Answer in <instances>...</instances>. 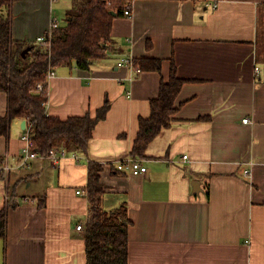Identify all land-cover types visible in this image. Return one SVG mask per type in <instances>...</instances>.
I'll use <instances>...</instances> for the list:
<instances>
[{"label": "crops", "instance_id": "crops-1", "mask_svg": "<svg viewBox=\"0 0 264 264\" xmlns=\"http://www.w3.org/2000/svg\"><path fill=\"white\" fill-rule=\"evenodd\" d=\"M54 1L15 0L12 16L46 3L50 10L35 37L29 21L16 30L13 16V40L44 36ZM262 25L264 0H134L131 18L114 19L104 59L89 70H52L47 115L94 116L105 103L109 110L87 154L78 153V162L65 158L57 169L42 159L20 166L30 125L10 122L7 137H0V156L11 165L0 179V210L9 199L16 206L7 213L0 264H85L84 231L76 226L88 214L90 162L102 166L103 209L127 206L129 264H264ZM122 58L160 59L161 68L137 74L118 66ZM171 59L186 81L176 99L181 108L148 146L141 160L146 173L119 172L115 162L131 157L138 120L149 116ZM6 111L0 92V119Z\"/></svg>", "mask_w": 264, "mask_h": 264}, {"label": "trees", "instance_id": "trees-1", "mask_svg": "<svg viewBox=\"0 0 264 264\" xmlns=\"http://www.w3.org/2000/svg\"><path fill=\"white\" fill-rule=\"evenodd\" d=\"M14 1L0 0V92L7 96V111L0 119V137H7L12 120L26 119L30 125L29 136L40 155H47L52 148L59 147L86 155L93 130L106 118L109 104L105 103L94 116L86 114L62 120L47 115V73L69 66L89 70L96 61L104 59L108 48L112 47L113 21L123 17L128 0H72L75 7L66 12L64 24L48 30L45 33L48 42L43 44H37L36 40H13L9 10ZM26 49L28 52L23 55ZM133 62L140 71H160L161 68L160 59L137 58ZM185 83L177 76L171 59L168 80L161 82L157 97L149 102V116L138 120L131 150L133 159L148 158V146L170 127L181 108V104L176 105V99ZM39 85L41 90L37 89ZM101 172L102 166L89 163L88 214L83 225L85 264H129L128 229L131 221L127 206L122 204L112 211L103 209L105 187ZM37 201L38 206L43 207L45 196ZM15 206V201L9 199L0 210V239L5 237L8 210Z\"/></svg>", "mask_w": 264, "mask_h": 264}, {"label": "built area", "instance_id": "built-area-1", "mask_svg": "<svg viewBox=\"0 0 264 264\" xmlns=\"http://www.w3.org/2000/svg\"><path fill=\"white\" fill-rule=\"evenodd\" d=\"M134 0H128L127 5L123 11V16L127 18L132 17V6ZM59 24L56 22L55 19H52L50 22V29L57 27ZM48 36H40L36 39L39 43H47ZM118 66H127L132 69L135 73L139 74L141 71L138 66L135 65L132 59L130 58H122L118 62ZM255 71L258 72V68H255ZM54 76L52 70L47 73V82ZM37 89L41 90L42 86L39 85ZM244 123L248 122V119H243ZM22 141L24 143L21 151H20V166H27L28 163L35 159H42L46 160L52 169H57L59 167V163L61 160L65 158H71L72 160L78 162L81 160V157L78 153L75 152H68L65 148H52L47 155H40L34 146L33 141L29 136L28 130L22 136ZM184 159L187 157L184 156ZM115 168L119 172H126L133 176L143 175L146 173V167L142 165V161L140 159H133L132 157L121 159L115 162ZM11 170V165L7 158L0 156V179L5 180L8 178V175ZM248 171H245L244 174H247ZM77 194H81L79 191L76 192ZM84 194V193H83ZM84 195L87 196L85 193ZM78 231L83 230V226L81 224L76 226Z\"/></svg>", "mask_w": 264, "mask_h": 264}, {"label": "rangeland", "instance_id": "rangeland-1", "mask_svg": "<svg viewBox=\"0 0 264 264\" xmlns=\"http://www.w3.org/2000/svg\"><path fill=\"white\" fill-rule=\"evenodd\" d=\"M36 3H37L36 6H39L38 2H36ZM46 5H47V3L42 5V6H39L36 9H35V6H33L32 8L30 7V9H27L24 11L25 13H28L25 16H23L25 13H23V15L16 13L13 15L14 17L11 15V17H13L15 19L16 30H17V28L19 29V27H21L23 29L25 27L24 22H26L28 24L27 21H29L30 26L32 25L31 26L32 27V33L34 34L33 37H35V34H36L35 29H37L35 27L43 28L46 25L47 20L49 18V10L50 9L48 8V5L47 6ZM69 6H70L69 0H56L52 3V5H51L52 9H51L50 14H52L53 19H55L59 25L64 24L65 14H66V11L70 8ZM73 7H75V6L72 5L71 8H73ZM7 13H8V10H7ZM9 13H10V11H9ZM262 26H264V25H262ZM33 37H31V38H33ZM36 43L40 44L37 41H36ZM261 44H262L261 49H264V27L262 28Z\"/></svg>", "mask_w": 264, "mask_h": 264}, {"label": "water", "instance_id": "water-1", "mask_svg": "<svg viewBox=\"0 0 264 264\" xmlns=\"http://www.w3.org/2000/svg\"><path fill=\"white\" fill-rule=\"evenodd\" d=\"M112 15H113V13H111ZM28 52V49H26L24 52H23V55H25L26 53ZM193 191L194 192H198L199 191V186H198V184H196V183H193Z\"/></svg>", "mask_w": 264, "mask_h": 264}]
</instances>
